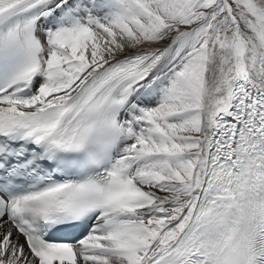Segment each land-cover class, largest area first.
<instances>
[{
  "label": "snow or ice",
  "instance_id": "snow-or-ice-1",
  "mask_svg": "<svg viewBox=\"0 0 264 264\" xmlns=\"http://www.w3.org/2000/svg\"><path fill=\"white\" fill-rule=\"evenodd\" d=\"M0 264H264V0H0Z\"/></svg>",
  "mask_w": 264,
  "mask_h": 264
}]
</instances>
